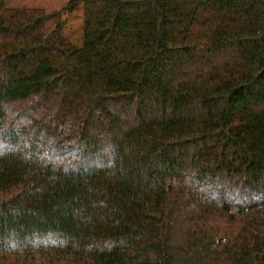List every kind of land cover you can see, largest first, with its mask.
Masks as SVG:
<instances>
[{
	"label": "trees",
	"instance_id": "16d2710c",
	"mask_svg": "<svg viewBox=\"0 0 264 264\" xmlns=\"http://www.w3.org/2000/svg\"><path fill=\"white\" fill-rule=\"evenodd\" d=\"M0 0V264H264V0Z\"/></svg>",
	"mask_w": 264,
	"mask_h": 264
},
{
	"label": "rangeland",
	"instance_id": "374dc122",
	"mask_svg": "<svg viewBox=\"0 0 264 264\" xmlns=\"http://www.w3.org/2000/svg\"><path fill=\"white\" fill-rule=\"evenodd\" d=\"M69 0H6L7 7L41 8L52 15L47 26L52 27L59 14L62 23V35L65 40L77 47H81L84 37L83 3L74 7L67 6Z\"/></svg>",
	"mask_w": 264,
	"mask_h": 264
}]
</instances>
